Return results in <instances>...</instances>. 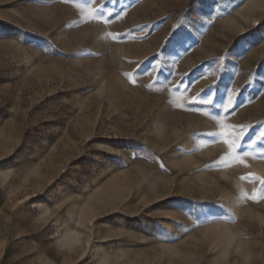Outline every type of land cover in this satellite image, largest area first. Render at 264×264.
Returning <instances> with one entry per match:
<instances>
[{"label":"rangeland","instance_id":"374dc122","mask_svg":"<svg viewBox=\"0 0 264 264\" xmlns=\"http://www.w3.org/2000/svg\"><path fill=\"white\" fill-rule=\"evenodd\" d=\"M157 61L159 79L126 75ZM232 126L264 130V0H0L16 264H264V199L242 198L259 180L241 179L264 178V141L215 164L230 137L207 133ZM203 204L234 219L198 220Z\"/></svg>","mask_w":264,"mask_h":264},{"label":"snow or ice","instance_id":"6c2138e0","mask_svg":"<svg viewBox=\"0 0 264 264\" xmlns=\"http://www.w3.org/2000/svg\"><path fill=\"white\" fill-rule=\"evenodd\" d=\"M90 15L94 17L97 20H102L105 23L109 22L106 17H113L114 15L116 17H119V13H113V11L109 10L106 7L105 4H100V6L93 7L91 8ZM86 18V17H85ZM110 36H113L114 39H120L121 35H127V34H109ZM152 72H155L156 74V79H159L161 75L163 74V67H161V64L159 61L157 63L153 64L151 66L150 70H145L144 73H128L126 74L131 77L133 75H150ZM165 80H167V77H165ZM132 83H135V80H132ZM187 87H190V85L185 86V90ZM174 89L176 91L180 90V85H175ZM215 93L212 91H209L208 94L204 97H199V96H194L192 97L187 103L189 105L192 104H201V105H214L215 100H214ZM183 107L184 105H180ZM219 106V105H218ZM236 103L235 100L233 99L232 96H227L226 103L222 105L223 107V112L226 115H231L233 110L236 108ZM194 111H201V109H193ZM251 131V126H248V130H245L244 126H232V132L231 133H207L209 136H228L230 139H224V143L228 147V151L223 154L221 157L218 158L217 161H215V164L218 165H230L231 162H238L240 164H245V160L243 157L248 156L249 152L248 151H240L241 149L244 148H252L255 145L260 144L261 141H264V130H261L257 135L255 136H249V132ZM215 142V141H213ZM159 166L161 168H164L163 162H159ZM242 180H259L260 187L257 189H254L252 193L249 195L247 192L243 193V199L246 200H251L254 202H258L261 199H264V178L262 177H255L254 174L249 173L248 176H242ZM216 209H224L223 205H208V204H203L200 205L199 208L196 210L197 211V219H203L207 221H212L214 219L220 218V219H234V216H228L224 217L221 216Z\"/></svg>","mask_w":264,"mask_h":264},{"label":"crops","instance_id":"0c3cea01","mask_svg":"<svg viewBox=\"0 0 264 264\" xmlns=\"http://www.w3.org/2000/svg\"><path fill=\"white\" fill-rule=\"evenodd\" d=\"M6 189L0 186V264H16L13 235L5 217Z\"/></svg>","mask_w":264,"mask_h":264}]
</instances>
